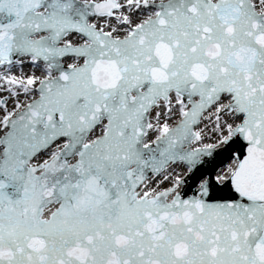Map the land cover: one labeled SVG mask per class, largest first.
<instances>
[{"label":"snow or ice","instance_id":"obj_1","mask_svg":"<svg viewBox=\"0 0 264 264\" xmlns=\"http://www.w3.org/2000/svg\"><path fill=\"white\" fill-rule=\"evenodd\" d=\"M0 264H264V0H0Z\"/></svg>","mask_w":264,"mask_h":264}]
</instances>
